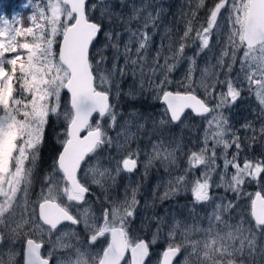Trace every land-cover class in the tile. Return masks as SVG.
Masks as SVG:
<instances>
[{
	"label": "snow or ice",
	"instance_id": "6c2138e0",
	"mask_svg": "<svg viewBox=\"0 0 264 264\" xmlns=\"http://www.w3.org/2000/svg\"><path fill=\"white\" fill-rule=\"evenodd\" d=\"M99 5L106 10L97 20L89 13ZM22 7L31 13L26 19L0 15V249L10 245L0 251V264H20L13 242L21 240L22 264L264 259V152L246 154L257 140L264 141V0H217L199 27L193 11L183 34L151 58L150 30L159 13H149L141 23L142 10L134 8L126 20L119 17L124 32H112L102 23L111 15L105 0H26ZM205 7L206 0H198L196 9ZM221 20L226 41L217 39L224 35ZM100 34L105 44L93 51ZM193 44L198 49L188 57ZM215 47L220 49L215 63L198 68L196 57ZM109 48L110 65L104 54ZM185 60L186 73L173 88L169 75ZM129 74L139 77L141 89L145 83L152 87L163 105L159 113L118 110L120 83ZM134 89L124 94L130 100L137 98ZM245 93L255 119L245 117L235 127L226 113L246 100ZM51 117L63 119L65 138L33 200L29 194ZM191 119L202 122L199 134L175 137L173 128ZM106 150L111 154L104 157ZM155 162L169 177L156 199L163 203L182 193L191 199L183 209L146 215L134 229L140 186L125 184L122 196L112 192L122 175ZM250 182L261 190L245 192ZM93 186L100 190L95 199ZM219 189L232 193L233 200L224 203ZM245 199L250 203L244 205ZM155 207L146 205L145 211ZM232 214L237 223H229ZM101 238L106 246L98 248ZM158 241L165 246L153 261L151 249Z\"/></svg>",
	"mask_w": 264,
	"mask_h": 264
},
{
	"label": "rangeland",
	"instance_id": "374dc122",
	"mask_svg": "<svg viewBox=\"0 0 264 264\" xmlns=\"http://www.w3.org/2000/svg\"><path fill=\"white\" fill-rule=\"evenodd\" d=\"M217 2V0H206V7L204 9H196V4L198 0H105L107 5V12H110L111 15H105L102 19V23L104 25L105 31L112 32H124L126 25L119 19V17H124L126 20L129 16L133 15V9H141V20L143 23L145 17L151 13L153 16H156L159 13V19L156 21V27L150 30V35H152V45L148 51V56L151 58L158 48H162L164 50L167 49L168 45L177 40L179 36L183 34L186 21L191 19V13L196 11L197 13V21L196 26L205 23L207 11L209 8L213 6V4ZM91 4L97 3V0H90ZM105 5H99L94 11H90V15L97 20H100L101 13L105 12ZM30 11L21 13V11H16L12 15L6 14L3 10H0V15H4L5 17L11 18L15 16L16 18L26 19L28 15H30ZM227 16V12L224 13ZM135 21L133 22V27H135ZM225 21L221 20V30L224 31L223 37H217V39H223L226 41L227 32L224 29ZM194 35V33H193ZM126 38V37H125ZM187 43L191 44L192 41H188ZM105 44V38L103 34H100L98 40L95 42V48L93 51L97 49H102ZM198 49V44H193L192 47L187 48L185 55L188 57L194 56L196 50ZM220 49L218 47L213 48L212 51H207L205 53H201L200 56L196 57L198 68L202 69L206 66V62L215 63L216 56L219 55ZM109 57L108 64H111V57L113 55L112 50L109 48L105 50L104 53ZM163 61H161L162 63ZM172 63L173 61H169ZM120 63L123 61L121 59ZM188 68L187 60L181 62L177 68L169 75V79H171L174 83L172 85L173 88L176 87V83L183 79L186 70ZM198 75V72H197ZM131 86H135L134 95L137 97L135 100H130L125 93H127ZM121 88V98L118 103V110L123 111L125 113L130 110H136L138 112L143 113H159L163 105L160 104L158 100L154 99L156 93L153 91L152 87L145 83L143 88L141 89L139 86V77L134 78L131 74L126 75L122 78L120 83ZM246 100L241 103L236 109H233L231 112H227L226 115L230 117V123H232L235 127H239V123L244 122V118L247 117L248 120H254L255 114L251 112V108L254 107V104L251 103L250 99L247 97V93H245ZM66 98V97H65ZM116 102V101H113ZM55 118V130L58 129L59 123L57 120H60L63 125H65L62 118ZM99 117H97L98 119ZM201 121L199 119H191L185 122V125H181L180 128H173V135L177 138L183 136L185 138H191L194 134H199ZM61 125L60 132H63L64 127ZM48 126V125H47ZM260 122L256 121L255 127L259 128ZM181 129H184L183 132ZM47 130V127L44 131ZM135 132V128L132 129ZM250 134V133H249ZM109 136L115 138L116 131L110 130L108 132ZM61 136V135H60ZM137 136L140 139H144L142 133H137ZM133 147L136 145L133 144ZM141 147H144L141 144ZM150 153V147L147 150ZM261 152H264V141L257 140L256 143L252 144L251 148L246 152L247 155L250 156H258ZM111 154V150H106L102 153L104 157ZM146 156L142 157L146 161ZM94 162V161H93ZM169 179L164 171V167L159 163L155 162L153 165L149 166L147 169L140 167L139 171L131 176L122 175L118 179V186L115 189L116 193L113 195H121L123 194V186L125 184H131L132 186L139 185V194L138 199L140 200V208L135 221V226H139L141 221L145 219L146 215H151L153 212H158L160 214H164L165 211L171 210L176 211L179 209H183L185 204L190 202V193H182L181 195L164 201L163 203L159 202L156 197L163 193L165 183ZM157 185H160L157 188ZM98 190V189H97ZM247 193H255L256 191L261 190L260 186L257 182H250L246 188L244 189ZM218 195L226 196L224 203H228L233 200V194L228 192L225 193L222 189L217 190ZM100 195V191H99ZM98 197V196H97ZM102 198V197H101ZM219 202V201H218ZM250 202L246 199L244 200V205L249 204ZM155 204V208L148 209L145 211L146 205ZM210 210V209H209ZM248 210V209H245ZM200 213V216L203 217L205 213L197 209ZM237 211H240L239 209ZM227 218V217H226ZM192 221H189L191 223ZM238 218L235 217V214H232V218L229 219V223H237ZM197 223H200L197 221ZM203 226H207L206 223ZM248 225H245L247 227ZM147 238H150V233H148ZM260 243H264V241H260ZM164 243L162 241H158L156 245H154L151 249L153 252V261L156 260L157 256L155 255L160 249L163 248ZM255 264H264V259L260 256L256 257Z\"/></svg>",
	"mask_w": 264,
	"mask_h": 264
},
{
	"label": "flooded vegetation",
	"instance_id": "af4514ba",
	"mask_svg": "<svg viewBox=\"0 0 264 264\" xmlns=\"http://www.w3.org/2000/svg\"><path fill=\"white\" fill-rule=\"evenodd\" d=\"M63 132H60L58 134H56V138L57 140H47V130L45 132V136H44V142L41 145V149H40V160L38 162V165L34 171V177H33V187L32 190L30 192V198L31 199H35L36 195L39 193L40 188H41V178L43 177V175H45L47 172H49L50 169V165L52 164L53 158L56 154H58L59 151L62 150V146H61V142L63 141V139L65 138L62 134ZM61 135V136H60ZM99 189L97 190V188L95 186H93L92 188V192H93V197L92 199H95L97 196L99 195ZM116 190H114L112 192V194L116 193ZM116 195V194H115ZM18 214H19V210H18ZM137 226H135V223L133 225V228L135 229ZM81 238H84L85 234L83 232L80 233ZM148 232L144 233L145 238H147ZM15 245V250L20 252L21 255L20 257H18V259L20 260V264H22V258H23V240L19 241V242H13ZM106 246L104 243V238H101V240L98 242L97 247H103ZM165 245H163L164 247ZM10 245L9 244H5L4 247L2 249H0V251L2 252H7L9 249ZM163 250V248L161 249ZM161 252L160 249H158L157 253ZM154 256V254H153ZM153 256H152V260H153ZM6 258V257H5ZM157 259V258H156Z\"/></svg>",
	"mask_w": 264,
	"mask_h": 264
},
{
	"label": "trees",
	"instance_id": "16d2710c",
	"mask_svg": "<svg viewBox=\"0 0 264 264\" xmlns=\"http://www.w3.org/2000/svg\"><path fill=\"white\" fill-rule=\"evenodd\" d=\"M26 3V0H0V10H3L6 14L12 15L16 11H21V13L28 12L24 9L22 5ZM59 123L58 129L55 130V118L51 117L47 126V140H57L56 134L60 133V128L63 123L57 120ZM65 126V125H63Z\"/></svg>",
	"mask_w": 264,
	"mask_h": 264
}]
</instances>
